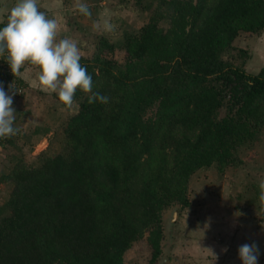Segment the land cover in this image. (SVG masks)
Wrapping results in <instances>:
<instances>
[{"label":"trees","instance_id":"16d2710c","mask_svg":"<svg viewBox=\"0 0 264 264\" xmlns=\"http://www.w3.org/2000/svg\"><path fill=\"white\" fill-rule=\"evenodd\" d=\"M263 31L264 0H159L125 34L124 64L107 38L81 55L108 102L77 89L66 151L38 167L16 157L0 174L14 186L0 205V264H125L146 234L158 264L164 210L190 206L197 171L241 165L240 148L264 134V66L224 59L240 33Z\"/></svg>","mask_w":264,"mask_h":264},{"label":"rangeland","instance_id":"374dc122","mask_svg":"<svg viewBox=\"0 0 264 264\" xmlns=\"http://www.w3.org/2000/svg\"><path fill=\"white\" fill-rule=\"evenodd\" d=\"M158 1L80 0L89 6L90 17L75 10L76 0H46L47 10L44 2L39 8L48 18L57 20V41L69 38L77 43L82 56L91 57L101 38H107L116 45L112 55L124 64L125 34L139 31L149 21ZM105 21L114 26L112 31L103 30ZM94 23L101 27L94 30ZM162 25L167 27L168 23L163 21ZM224 59L247 73L258 74L264 66V31L240 33ZM28 67L33 73L37 71L32 65ZM22 78L23 93L15 97L12 106L14 127L19 131L8 138L0 153V174L16 157L38 167L46 158L65 152V128L79 109L77 101L74 100L73 107H67L55 93L31 87L32 83ZM226 113V106L219 111L220 116ZM238 155L243 160L241 165L231 166L225 172L216 167L203 168L191 177L190 206L175 203L164 210L163 254L158 264H236L231 260L240 261L236 250L241 245L255 243L264 248V205L259 201L258 187L264 179V134L254 144L241 147ZM12 186L11 182L1 183L0 205L8 198ZM225 248L227 251H222ZM151 256L152 247L146 234L126 252L125 264H149Z\"/></svg>","mask_w":264,"mask_h":264},{"label":"clouds","instance_id":"9594fccd","mask_svg":"<svg viewBox=\"0 0 264 264\" xmlns=\"http://www.w3.org/2000/svg\"><path fill=\"white\" fill-rule=\"evenodd\" d=\"M75 10L84 16H91L89 6L76 0ZM6 23L0 27V58L10 67L13 75H19L21 68L28 63L37 71L32 81L34 87L46 93H55L65 106H74L77 89L92 93L88 102L99 100L107 103L108 97L92 92V76L80 63L81 53L75 41L62 38L57 41L59 24L56 19L48 18L39 8L38 0H16L14 6L3 13ZM99 24L93 25L98 30ZM113 25L107 21L104 31H112ZM10 90L15 89L13 84ZM12 95L5 92L0 84V138H10L19 131L14 127L15 110ZM259 201L264 205V179L258 183ZM227 251V248L222 249ZM242 264H257L259 250L255 243L243 244L238 248Z\"/></svg>","mask_w":264,"mask_h":264},{"label":"crops","instance_id":"0c3cea01","mask_svg":"<svg viewBox=\"0 0 264 264\" xmlns=\"http://www.w3.org/2000/svg\"><path fill=\"white\" fill-rule=\"evenodd\" d=\"M15 2H16V0H0V20H3L4 23H6V16L3 15V13L6 12L7 10H9L12 6H14ZM41 2L42 3L44 2V7L47 10L46 4H45L46 0H38L39 5L42 4ZM48 14H49V11H48ZM4 23H0L2 25V27L4 26ZM28 66H30V65L28 63H25V65L20 70V76L24 77V79L26 81H28V82L30 81V83H32V81L35 79L36 71H34V73H33V71L29 70ZM31 87H34V86H31ZM31 87H29V89L33 90L34 88H31ZM12 188H13V186H12ZM9 193H11V192H9ZM9 193H8V197L10 195ZM252 232H253V229H252ZM253 234H254V232L252 233V235ZM257 236L261 237L260 232H258ZM258 241H260V240H258ZM258 250H259V256H258L257 264H264V257L261 256V254L264 253V248H261V246H259ZM236 251L238 252V249ZM236 255L234 256L235 258H236ZM231 261H233V263H236V264H242V262H240L241 260L238 261L237 259H235V260H231Z\"/></svg>","mask_w":264,"mask_h":264},{"label":"built area","instance_id":"2783aa9c","mask_svg":"<svg viewBox=\"0 0 264 264\" xmlns=\"http://www.w3.org/2000/svg\"><path fill=\"white\" fill-rule=\"evenodd\" d=\"M20 77V74L18 76L13 75L7 62L3 58H0V84H2L6 93L12 95L13 104L15 97L22 94L24 90ZM11 84H13L15 89L10 90L9 85ZM6 139L7 138H0V153L4 150Z\"/></svg>","mask_w":264,"mask_h":264}]
</instances>
